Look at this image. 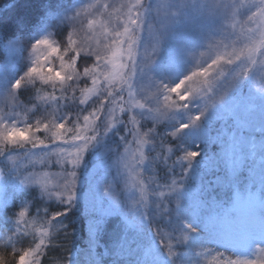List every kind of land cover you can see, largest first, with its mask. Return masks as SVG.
<instances>
[{
    "label": "rangeland",
    "instance_id": "rangeland-1",
    "mask_svg": "<svg viewBox=\"0 0 264 264\" xmlns=\"http://www.w3.org/2000/svg\"><path fill=\"white\" fill-rule=\"evenodd\" d=\"M60 25L69 28L65 47ZM263 29L264 0H63L31 37L9 40L0 61V217L9 218L11 192L37 186L57 202L82 203L86 239L76 264H104L97 239L106 217L118 214L129 226L150 220L161 239L164 253L147 245L139 264H264V44L255 48ZM84 55L94 65L80 70ZM129 69L125 116L106 86ZM34 85L43 92L22 100L19 91ZM242 86L234 169L217 165L204 175L195 162L228 156L209 144L215 108ZM154 121L179 158L170 174L160 167ZM234 181L242 184L221 212L214 191ZM27 212L21 206L15 223ZM13 237L0 229V246L12 247ZM14 248L17 264H39L44 243Z\"/></svg>",
    "mask_w": 264,
    "mask_h": 264
},
{
    "label": "trees",
    "instance_id": "trees-1",
    "mask_svg": "<svg viewBox=\"0 0 264 264\" xmlns=\"http://www.w3.org/2000/svg\"><path fill=\"white\" fill-rule=\"evenodd\" d=\"M151 1L153 0H141V3L142 5H147ZM62 3L63 0H0V61H2L6 55V43L9 40L17 35L21 36L23 40L24 38L27 39L31 37L36 30H38L41 23L50 19V16L52 18L56 17ZM134 9L135 12L138 10L136 7ZM68 37V26L60 25L57 38L61 46H67ZM263 37L264 29L260 31V35L256 39V50H259L264 44ZM94 61L92 56L84 55L79 58L77 66L80 70H84L94 65ZM129 63L128 58V67L130 66ZM224 73L225 72L221 71L218 74L215 82L211 84L213 86L210 85L208 87L210 91L212 88H215V85H218ZM117 78L116 82L110 86H106L108 84H106L105 81H102L101 85L103 87L106 86L111 95V99H109L108 102L112 100V102L114 101V103H117L118 107L121 104V107L124 108L125 111L124 115L129 116V110H131L129 105L133 102V94L127 85L131 78L130 69L128 72L125 70L123 73H120ZM180 79H182L181 75H179L178 80ZM175 82H177V75L171 83ZM89 86V82L83 86L84 90L79 95L78 99L87 94L86 91ZM244 89L245 87L242 86L227 100L220 103L215 108L216 116L214 120L210 122L211 124L209 126L212 135L209 144L211 148L216 151L225 148L228 156L223 157V163L214 162L213 164L210 159H200L198 162H195L194 165L201 169L204 175L212 172L217 165L224 166L226 173L234 169L232 166L233 160H235L237 156V154L234 153V149L238 147L234 136L238 133L237 129H239L238 117L235 112L238 109L237 107L246 98V89ZM42 92L43 89H41L40 86L34 85L21 89L19 91V96L22 100H29L35 98ZM231 101H233V103L229 108L225 109ZM82 106L83 104H81L80 107ZM70 112L72 111L69 110L67 113ZM130 119L129 117L127 121L131 124L132 120ZM150 125L155 129V132H158V136L153 137V140L159 142L158 146H156V150H158L160 154V167L163 169V172L167 171V173L170 174L168 170L172 169L173 162L179 159L176 153H172L171 155L168 149H166L170 144V139L168 137L170 135L164 134V132L166 133L164 124L154 121L151 122ZM147 132L153 133L151 130H147ZM90 134L94 137L93 139H96L102 134L100 122L96 125V131ZM146 150L147 148H144L139 152L138 159H142L141 156L145 154ZM83 155L92 157L91 151L87 149ZM6 172L7 171L4 173ZM182 173L185 174V171ZM211 175H215V173H211ZM5 176L7 177V175ZM234 183L233 185H228L222 194L214 191L213 196L217 200L214 203H216V206H219L218 208L221 212H223V208L220 207V204L225 205L230 202L233 190L242 184V182L237 183L235 181ZM251 188L252 185H248L247 189H244L251 190ZM5 191L6 193L10 192L7 187ZM261 193H264V188H262ZM10 197V203L4 207V214L9 216V218L0 217V229L9 230L14 233L13 246L21 248L35 247L42 239L44 243V252L39 264H76L80 251L85 247L86 239V219L82 203L78 200H73L71 204L57 202L53 198H47L37 186H30L13 191ZM210 204L211 201L208 205ZM21 206H27L28 212L19 219L18 223H15V213L20 211ZM263 212V208L259 207L257 215L259 214L264 219ZM203 214H206L205 211H203ZM203 217V221H207V216L204 215ZM101 226L96 250L104 264H139L141 261L140 254L147 245L155 246V248L159 250L158 256L164 253L161 239L157 234L153 235L154 228L150 220L148 221L143 218L135 222L134 225L129 226L125 219L118 214L107 216ZM206 229L209 231L211 230L208 227H206L205 230ZM41 236H43V238H41ZM12 247L8 245L0 246V264L18 263V253L15 251V248L13 247L12 249Z\"/></svg>",
    "mask_w": 264,
    "mask_h": 264
}]
</instances>
